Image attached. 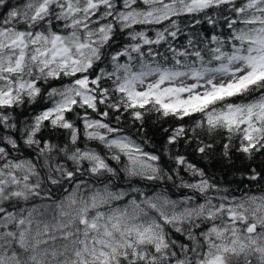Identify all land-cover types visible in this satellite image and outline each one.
I'll list each match as a JSON object with an SVG mask.
<instances>
[{"label": "snow or ice", "instance_id": "snow-or-ice-1", "mask_svg": "<svg viewBox=\"0 0 264 264\" xmlns=\"http://www.w3.org/2000/svg\"><path fill=\"white\" fill-rule=\"evenodd\" d=\"M0 264H264V0H0Z\"/></svg>", "mask_w": 264, "mask_h": 264}]
</instances>
